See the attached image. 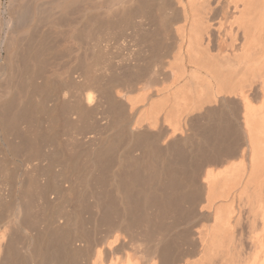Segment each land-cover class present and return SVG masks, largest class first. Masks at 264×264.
<instances>
[{"label":"rangeland","instance_id":"obj_1","mask_svg":"<svg viewBox=\"0 0 264 264\" xmlns=\"http://www.w3.org/2000/svg\"><path fill=\"white\" fill-rule=\"evenodd\" d=\"M12 1L15 2L16 0H12ZM12 1L11 0H0V20L7 17V10L10 11L11 8L16 7L15 4H17V3H13ZM129 1L128 0H124V1L122 0V3H120V4H122L121 6L115 5L116 7L114 6V7H112L113 9L110 10L108 0H99V2H98V0H94V2H92V5H94V7L96 6V8H94L92 6L94 9L92 10L93 12L91 11L92 15L90 13V17H89L87 22L85 21L86 19L85 20L83 19V21H82V19H79L80 16L78 17V15H76L79 19L78 21H80L79 22L80 25L78 24V26H77L79 33L75 30L76 31V34L74 33L76 35V36L74 35L75 40H72L71 37L69 38L71 43L68 42L69 40H66L67 36L68 35L70 36L68 29H66L68 27L64 28V31L66 29L67 31H65V32L67 34L69 33L68 35L67 34L65 35L63 33L64 31H62L63 27H57L56 26L54 28H56V30H58V31H53L55 29L51 28L50 29L51 33H48L49 32V30H48L47 34L44 33L43 35H40V36L37 35L38 37L36 36V38H37V40L39 39L38 42L36 41V38L34 37L35 40L34 39L31 40L30 43L28 44V46L25 47L26 51H28L26 53V51L24 50L25 53L27 54V57H28V58H26L27 60L24 59V62L25 61L28 62V63L25 62V66H24V69L26 68L25 71L27 70L26 72H29L28 75H31L32 71L34 72V74L36 73L39 76H42V73H43V76L44 75L48 76L49 81H51L50 84L52 83L51 86L49 87V90L47 89L48 91H46V93L43 94V98H44L43 104H45V105H43V106H45L43 108L44 109V117L40 116L39 117L40 119L38 120V125H39L38 131L40 129L39 133H40V138H41L40 139V146L41 147H39V151L37 153L35 152L36 154L33 153L34 149L30 147V144L28 145L27 141L25 144H27L26 147L27 146H29V147H27V148L21 147V148H24L25 152L24 151L22 152L23 149H21V148L18 150L17 146H16V148L11 146V145H13V142L16 143L18 141V140H15V139H17L16 138L17 136L16 137L14 136L15 130L13 129V128H15L17 130L18 127L12 126V129H11V125L9 126L8 123L2 121L3 120L2 116H1L2 112H1V108H0V119H1L0 120V188H1L0 198L2 197V199L0 200V227H1L0 232L8 230V231H12L14 233V231L15 232L17 231L16 227L14 225H12L6 219V216H3V215H6V213H7L6 209L10 205H13V202L14 203L17 202L16 197L19 194L17 192V190L23 189L22 191H25V192L20 193L22 195L19 194L22 199L24 196L23 194L26 193V196H28L26 191H29L28 194L32 198H30L29 196H28L29 198L25 197L26 200L24 199V203H26L28 205L30 212L32 210L30 216L34 215V217H32V216H31L32 218L28 217V218H30V219L27 218L28 220L34 219L36 217L35 214L38 213V214H36L37 218L39 216L38 219L41 220V219H44V217H45V220L47 222L46 226L49 228H52L54 225H57V223H58V224L62 225V227L64 225L63 229L65 228V230H66V228H67V230H68V232L66 230L67 234L70 231L72 232V234L73 233L77 234L79 232V230H81L80 228L84 229V234L82 233L83 231L82 232L80 231V233H78V236L76 237L75 241H74V239L73 240L67 239L68 235L66 234V232L64 230H62L63 234L61 236L62 239H61L60 243L62 245L64 244V246L62 247L63 249L61 248V244L59 243L60 239L59 240L57 239L58 244H60L59 247H60V249H62L61 252L57 251L53 247L49 248V250H50L49 253L51 255H52V253H53V255L55 254V256L59 255V257L58 256H56V257H57L58 262H60V264L61 263L67 264L68 262H69L68 264H72V262H73V264H89V263H91L94 259L93 255H94L95 250H97L101 246L105 245L104 242H108L107 240H112V239L114 240V237L116 235H118V237L120 236L119 239H123L124 242L122 241V243L119 244V242L121 241L120 240V241L112 244L113 250L111 251L112 255L110 253V258H113L112 259L113 261L116 259L115 262L122 263V262H124L125 258L129 257V256L126 257V255H130L129 258H131V259L133 258V260L134 259H140L142 256L146 257L147 252H146V255H144V253L146 251L144 249H147L151 245L150 244L152 242L151 237L153 236L152 239L154 240L157 233H159L158 229H162V230L164 229L167 232L166 233L163 230V232H165V234L163 233L164 236L167 235V237L165 236V238L167 239V240L165 239L166 245L163 247H165L167 250L164 248V249H162V252L166 250V254L168 255L166 257L169 259L171 258V260L173 259L172 263H170V264H180L185 259H192L193 260V259L197 258L199 254H198V249L196 250V246L198 244H195L196 240H194V239H196V236L194 235V230L197 229L198 227H202V226L208 227L213 223V221L211 218L209 219L208 217H203L201 219H194V214L197 213V211H198L197 208L200 207L201 203L202 204L205 203L203 201L204 200V197H203L204 193L199 188H196V187H198L197 184H195L191 181V179L189 177L190 172H189V170H186L187 162L194 160L192 163L196 164L198 161L197 159L202 158L201 154L205 155V157L203 156L205 159L207 158V156H210L209 157V159H210L211 153L213 152V150L216 152L218 150V152L220 154L221 153H228L229 151L233 152L234 154H232V157L228 160V162H232V161L234 162L235 161V162H243L244 164H246V162H247L248 149H247L245 141L242 137L243 134L241 133V128L239 127V123L241 121L240 117L242 114V110H241V107L236 105L237 99H235L233 101L232 100L233 97L232 98L229 97L227 92H226V96H228L227 99L228 98L229 99L227 100L226 105L224 107H222L220 109V111H216L218 113V115L221 116V118H220L221 119V126H216L213 122L208 123V122H205V120H201V119H200L201 120L200 121L198 118H195L192 121L194 123V124L192 123V128L193 129L195 128L194 130H196L197 132L199 131L198 134H200V131H201V135H199V136H202L204 139V143H202V145L199 146V148H202L199 150V152L197 151L198 150L197 140H196V138H194L193 142H192L193 153L192 152L189 153V151L187 153V149L185 151V149L183 148L184 149L183 153L181 152L182 155H180V156L177 155V157H179V159L175 157L176 154H174L175 151H173V150L171 151L172 153H170V155H171V157L174 156V158L168 159L170 156H168V158H166L167 156L165 157V153L162 150L165 149L164 148L165 144L168 143V139L170 138L169 136H170V131H171V124H170V121H168V120L167 121L164 120V122L159 120L156 123V126L155 125L146 126L148 123L146 124L147 121H144V123H142V125L144 124L145 127L143 126L144 128L141 129L142 131L140 132V135L135 138V141L133 142V146H131L132 142H130L131 144L128 143L130 140H129V137H127L128 135L125 136V134L126 133L128 134V132L126 130H124V127H122L123 121H125V120L127 121V120L131 119L134 122L136 117H138L141 114V112L143 113V110L144 111L147 110V108L149 107V104H151V102L153 104L157 103L158 101L164 102L165 98L167 99L165 101V104L168 102L167 104L170 106H168L167 108L170 109L171 100H169V98H167L166 96L171 97L172 93H174L180 86L189 83L187 72L190 71L191 69H193V65L192 64L190 65V63H187V59H186L185 60L186 62H183L182 65L185 64L184 70H186L187 72H185L184 74L180 73V71H179L180 64L177 62V59L179 56V54H177L179 51H177V50L180 46V37H181L180 34H182L181 32L184 31V29H183L184 25L187 23L189 18H191L190 17L191 10H190L189 6H188V9L190 11L187 9L188 3L186 5V0H182L180 3L177 2L179 0H129ZM96 3L97 4L102 3V5L104 7V8H102L103 10H101L100 8L97 9V6L99 4L96 5ZM138 3H140V4L138 5ZM181 4L184 5L183 8H186L185 9L186 13L184 12L186 14V17H185V14L183 13V10L181 9L182 8ZM80 6H82V5H80ZM80 6H79V8H80ZM232 7H233V4L231 3V0H207V3L205 1L204 6H202L200 8V10H202L199 12L201 14L200 17L203 16L202 19L204 18L202 21L210 22L208 24H210V27H211L210 32H212L211 33V35H212L211 40H212L213 44L210 43V45H212V46H210L209 52L211 53V56L213 55L212 60H214V61L217 57H219L218 60H220V62H221L222 58L220 59V57L223 56L224 53H227L229 51V58H232V56H233V59L236 62H239V60H238V59H240L239 55L243 52L242 46H243V41H244V36H243L244 34H242V32H243L242 30L237 31V26L235 23H233L234 18L237 16L238 11L233 10ZM109 10H110V12H109ZM204 10H206V11H204ZM123 12H124V14H123ZM204 12L206 13L207 17H206ZM129 13H131V14H129ZM118 16L120 18H118ZM55 18H56V20L55 19H53V20H55L56 23H58L59 21L57 22V20H59L58 19L59 17L55 16ZM84 21H85V24H84ZM81 22H82V24H81ZM56 23H54V24H56ZM60 28L62 30H60ZM181 29L183 31H181ZM231 29L235 30V32L237 31V34H236L237 41L235 42V46L233 48L234 50L228 49V51H227L226 45H228V42H229L227 32ZM59 30H60V33H59ZM81 31H83V33ZM217 33L219 34V36ZM45 34L46 35L50 34V36H45L46 37L45 38L44 37ZM64 36H66V39L63 38ZM39 37L40 38L42 37L43 39L41 38V41H40ZM261 39H262L261 40L262 43H264V34L261 36ZM34 41H36V43ZM77 41H78V43H77ZM214 43H215V45H214ZM32 44H33V46H32ZM76 45H77V47H76ZM220 45H221V48H220L221 51L219 50ZM36 47H37V49H36ZM211 47L213 48L212 50H211ZM260 47L261 46H259V48L258 47H254V48L256 50L257 49L261 50ZM27 48H28V50H27ZM29 48H30V51H29ZM222 48H224V49L222 50ZM31 49H32V51H31ZM225 49H226V52H224ZM259 50L257 52H260ZM33 51H35L36 53ZM252 51H254V50L252 49ZM221 52H222V54H221ZM29 53H30V55H29ZM55 53H56V55H55ZM215 55H218V56L215 57ZM30 56H31V58H29ZM214 57H215V59H214ZM236 57H239V58L237 59ZM28 59H29V61H28ZM223 59L225 60L226 57L223 56ZM223 59H222V62L224 61ZM33 66L38 68V69H36V72H35V70H33V69H35V68H33ZM48 66H49V69H47ZM241 66L244 67V64H243V62L241 63V59H240V67ZM85 67L87 69L86 71H85ZM240 67H238L237 70L239 72H241L240 76H243V77H240L239 72H238V74H237L239 76V78L237 76L238 81L234 82V80H237L236 78L234 80L230 79L233 81V83H236L235 84L236 86H237V84H238V86L244 85V82L246 85V83H247L246 81H248V83H249V80H250V82L254 81L252 84L253 87L255 85H258L261 82V75H262L263 71L261 74L259 73L257 75V71L255 70L256 75L253 78L250 76L253 75L254 71L251 72L247 68H246L247 70L245 68L243 70ZM24 69L22 68V70H24ZM263 70H264V67H263ZM25 71H22V72L24 73ZM52 71L55 73H53ZM26 72L24 73L25 75H23L22 78L23 79L26 78L25 80H28L27 78H29L30 76L28 77ZM51 72L53 75L51 74ZM248 72H251L252 74L251 73L247 74ZM38 73H40V74H38ZM52 77H53V79H52ZM68 77L71 79H69ZM247 77L248 78L250 77V78L247 79ZM36 78H38V77H36ZM241 78L242 79L244 78L245 81H242ZM135 79L137 81H135ZM25 80L20 82V85H21V86H19L20 90L22 89L23 86H25V84H26ZM72 80H73V82H72ZM131 81L132 82L134 81L133 82L134 84ZM228 81H229V78H228ZM228 81L225 82L226 83L225 86L228 85L227 83L231 82V81L230 82H228ZM238 82H241L242 84H240ZM71 83L72 84L74 83V84L71 86ZM88 83H91V84L96 83V86L101 85L100 86V88L102 87L101 94L102 95L104 94L102 97V101L105 102V104L103 103V107L101 106V108L99 107V109H98V107H96L97 105L95 102L88 104V107H87V104L84 102L86 104V106L83 103V104H81L82 108L85 106L87 108L84 107L83 109H86V110L88 109L91 111H88V110L86 111V110L82 109L86 114L83 113V111H82V114H81L82 118L81 117L78 118V117H76L75 114L71 115V108L69 107V104L71 105V103L68 100H70V99L73 100L74 95H77V94L79 95V93L81 92L82 89L83 90L81 93H83V94L85 92H87L88 90H92L91 87H90L91 88L90 89L85 85ZM233 83H232V85H234ZM22 84H23V86H22ZM192 84L194 85L195 81ZM193 85H192V87H193ZM247 85H246V88L248 87ZM196 86L197 85H195L193 90L196 89ZM70 87H72V88H70ZM85 87H87V88H85ZM19 88H17L16 91L19 92L20 91ZM124 89H126V90L124 91ZM23 90H24V87H23L22 91ZM114 90L118 91V92H122V91L126 92L128 90L127 94L129 96L138 97V98H139V95H140V97H142L143 95L144 96L147 95L146 97H149V102H148L149 104H147L146 101H144L142 103L140 102V103H137L134 106V108L130 109L129 107H126V106L122 107L121 106L122 104L117 103V105L119 107L120 106L122 107V108L121 107L117 108L116 104L109 103V100H111L110 98H111V95L113 94ZM22 91H20V93ZM62 91H64V92H62ZM75 92L77 94H75ZM16 93H15L14 100L17 102V100H18L17 98L20 96L19 95L20 93L19 94L18 93L16 94ZM83 94H80V95H83ZM230 95H232V94H230ZM108 97H110V98H108ZM254 98L252 100L253 103L255 105L260 104V101L262 99V94L261 95L258 94L257 97L255 99ZM14 100L12 101V103L14 102ZM32 100L34 101V99H32ZM92 100L96 101L94 99H92ZM233 102H235V103H233ZM13 105H15V104H13ZM139 105H140V112H139V109L137 108V106H139ZM114 107H116V110H115L116 112L120 110V112H119V114L121 113L120 116L124 115V116H121L122 118L119 116L118 112H117V114H118V116H117L116 112L113 111ZM93 108L94 109L97 108V110H93ZM127 108H128V110H127ZM136 108H137V111H136ZM111 109H112V111H111ZM122 109L124 110V112H121ZM169 109H167V110H169ZM50 112L51 113L56 112L55 117H54L53 113H52L53 117H50L49 116ZM90 112H92L93 114H91ZM109 112L110 113L112 112V113L109 114ZM114 112H115V114H114L115 116L113 115ZM127 114H129V115H127ZM109 115H112V116H109ZM218 115L215 114V117L219 118ZM68 119H69V121H68ZM72 120H74L73 121L74 124L72 123ZM115 120L117 123L115 122ZM160 121H161V123H160ZM165 121H166V123H165ZM208 124H210V125H208ZM115 125H116V128H115ZM117 125H119V127H117ZM117 128H119V129H117ZM207 128H209V129H207ZM49 129H51V131H49ZM238 129H240V132ZM12 130H14V131H12ZM79 130L81 131V134H78V132H80ZM123 131H125L124 132L125 134L122 133ZM12 132H14V133L12 134ZM45 133H47V134H45ZM48 133H49V135H48ZM43 134L45 135V137ZM49 136H50V138H49ZM14 137H15V139H14ZM136 141H137V143H136ZM139 142H140V145H139ZM127 143L130 144V146ZM11 147H13V149ZM92 148L93 149L95 148V151H96L95 153H97V154H93L94 153L93 151L91 154L90 151L92 150ZM26 149H28L29 151L31 149H33L31 151L35 155H29V153L31 151L29 152ZM112 149H113V151H112ZM98 151H100V152H98ZM102 152H105V154H107L109 156L106 158L107 161L105 162V165H104V167L106 168V172L108 171L107 173L112 174L113 173L112 171H114V172L118 171V168H117L118 165H116L119 161L118 155L124 160V164L127 163L129 166L133 167V169L131 167L129 169V171L127 172L129 179L127 178L126 180H124V189H125L124 195L126 194L125 199H126V201H128V204H129L130 210H131L129 212L130 217H129V222H128V226L130 225L129 231H128V229L125 230V229L117 226L121 222V221L120 222L118 221V220H121V217L119 218V216L121 214L118 213V212H120V210H119L118 206L116 205L117 202L115 201L116 198H115V195L113 194L114 192H113L112 187H110V189H109V193L111 195V196H109V204H107V207L105 208V214L104 215L107 214L105 216L106 218L104 216L99 217L98 219L100 222L97 220V223L98 222L99 223H98V225H96V228H94V226H93V224H94L93 218H94V216H96V209H95V207H93V205H91V204H93L92 198H90V196H83V197L78 196V192H79V195H81L80 194L82 192L81 190L84 188L85 181H86L87 176L89 174L87 172L90 170L89 168L91 167L90 162H89V157L91 156L90 157V159H91V158H93V155H95V158H96L97 156L103 155L104 153H102ZM201 152H203V153H201ZM25 153H26V155H24ZM89 154H91V155H89ZM197 156H199L201 158H199V157L197 158ZM227 157L229 158L230 155L226 156L225 158H227ZM32 158L33 159L35 158L34 159L35 162L33 161ZM165 160H169V161H165ZM182 160H183V162H182ZM168 163H170V164H168ZM35 164H36V166H34L35 167L34 168L33 165H35ZM127 164H125V165H127ZM87 165L89 166L88 168H86ZM181 165H182V168H180ZM129 166H128V168H129ZM218 166H219V168L221 167V165H218ZM63 168L68 169L70 171V173L67 174V178H63V177L59 176V172ZM162 169H163V171H162ZM131 170L134 172H132ZM34 172H35L36 176L34 175ZM159 174H162V175L158 176ZM185 174L186 175L188 174V176H186ZM2 175H4L5 177L4 176L2 177ZM155 175H156V177H155ZM6 176H8V177H6ZM31 176H32V179H31ZM85 176H86V179H85ZM96 176H97V174H96ZM110 176L111 175L109 174L108 178L105 179L104 186H106V187L110 186V184H109L110 183V179H109ZM151 176L154 178H152ZM6 178L9 180L7 181ZM24 178H26V179H24ZM27 180H29V182H27ZM37 180L40 183L37 184V182H38ZM125 181L128 183H125ZM142 181L145 183H142ZM146 181L148 184L146 183ZM148 181H151V182H148ZM175 181L177 182V184L175 183ZM19 182L21 183V186L18 185ZM34 182L36 183V186H35ZM158 182L159 183L162 182V184L163 183L164 184L162 185V184H159ZM4 183L7 185L9 183L10 184L8 186H6ZM29 183L31 186H29ZM132 184H134V185H132ZM142 184H144V185H142ZM146 184H147V186H146ZM71 185L75 188L74 189L75 193L68 191V189H70L72 187ZM169 185H170V187H169ZM28 186L31 187V189L28 188ZM136 186H137V188H136ZM34 187H35V190H34ZM36 189L38 190V192ZM66 189L68 192L65 191ZM79 189H80V191H79ZM157 189H158V192H157ZM45 190H46V192H45ZM96 191H98V189ZM110 191L112 192V194ZM141 192H143V193L141 194ZM201 192L203 193V195ZM70 193H72V194H70ZM41 194L44 195V198H47V199H45L47 201H45L44 206H42L43 208L39 207L40 206L39 201H38L39 199H37ZM161 194H162V196L165 195V197H163L165 200L164 199L162 200ZM200 194H201V196H200ZM45 195H47V197ZM176 195H178V196H176ZM153 196H155V198ZM168 197H170V198L167 201ZM17 198H19V196ZM27 198L30 200L33 199V201L31 202L32 204H30V201L27 200ZM129 198H130V201H129ZM143 198L145 201L142 200ZM159 198H161V199L158 200ZM77 199H79L81 201H79ZM151 199H153L154 201L153 200L151 201ZM173 199H175V203H174ZM176 199H178V203H177ZM182 199H184V200H182ZM136 200H138V201H136ZM27 201H29V202L27 203ZM243 201H244V199H242L240 201L237 200L236 204H234V205L240 204L239 206L244 211L243 216H245V214H247V211L249 209V205L246 204L245 201L244 202ZM141 202L144 205L141 206L140 205ZM152 202H153V204H152ZM154 202H155V204H154ZM162 202H164V203H162ZM147 203H149V204L151 203L152 205L151 204L150 205L152 207L149 206V204H147ZM167 203H169V204H167ZM173 203H174V206L176 209L172 208V207H174ZM36 204H37V206H36ZM132 204H133V206H132ZM175 204H177V205H175ZM7 205H9V206H7ZM31 205H33L34 208ZM166 205H168V206H166ZM169 206H171V208ZM193 206H195V207H193ZM110 207H111V209H110ZM165 207L169 208V209H166ZM41 209H43L42 212L45 213L46 216H44V214H42ZM158 210H159V212H158ZM166 210H168V212ZM38 211H40V212H38ZM113 211H114V213H113ZM194 211H196V212H194ZM33 212L34 213L36 212V213L34 214ZM142 212H144V214ZM174 212H175V214H174ZM163 213H164V215H163ZM40 215L41 216L43 215V216L40 217ZM141 216H143V217H141ZM162 216H165L167 218L165 219V217H162ZM4 218H5V220H2ZM49 218H50V220H49ZM113 218H114V220H113ZM38 219L37 220L35 219V222H37ZM109 219L112 221H110ZM28 220H26V222ZM105 220H107L106 221L107 224H106ZM28 222H29V224L32 223L30 221H28ZM65 222L69 223V224L66 225ZM144 222L146 224H144ZM158 222L159 223L162 222V223L158 224ZM27 223H26V226H28V228H29L27 231L28 232L32 231L31 233L33 234L34 230L38 226V223H36L37 226L35 225L34 222H33V224H30L31 226H34V230H32L33 228L29 227V225ZM150 223L152 225H150ZM65 225H66V227H65ZM144 225H146V227ZM165 225H167L168 227ZM7 226H9L10 228ZM12 227H13V229H12ZM77 227L79 228V230ZM141 227H143L145 232H144V230L140 231V229H142ZM151 227H153V229ZM165 227H167V228L165 229ZM108 228L110 230H108ZM156 228H158V229H156ZM167 229H169V230L167 231ZM244 229L245 230L247 229L245 227V225H244ZM36 230H38V229H36ZM132 230H133V232H132ZM156 230H157V232H156ZM27 231L25 232L26 235H28ZM149 231H150V233H149ZM75 232H77V233H75ZM143 232L145 233L144 236L141 235V234H143ZM146 232L148 233V235L146 234ZM160 232H161V230H160ZM31 233H29V235ZM81 233H82V236L80 235ZM138 233L140 234L141 237L139 236ZM85 234H86V236H85ZM149 234H151V235H149ZM152 234H154L155 236ZM15 235H16V233H15ZM18 236H22V235L17 234L15 236V240L18 238ZM104 236H106V237H104ZM145 236H148V237H145ZM80 237H83V238H80ZM149 237H150V239H149ZM140 238L142 239V241L140 240ZM17 240H19L21 242L22 239L19 237ZM42 241H44V239H42ZM57 241L55 243L56 246H57ZM17 242L18 241H15L16 247L14 246V244H12V246H14V247L11 248V251H13L15 253L14 257H13V255H14L13 252L11 253V255L13 254L12 257L14 259L10 258L11 255L9 253L10 256L8 255V257L10 259L7 257L6 260H8V261L11 260V261L9 263L7 261L4 264H6V263L7 264H20V263L23 264L24 263L23 258L20 257V256H22V254H21L22 253V249H21L22 244L17 243ZM40 242H41V240H40ZM73 242H74V244H73ZM146 243L147 244L149 243L148 247H147ZM196 243H198V242L196 241ZM68 246H69V248H71V250L67 249ZM52 249H53V252H51ZM87 249H89V250H87ZM67 250L70 252H68ZM11 251H9V252H11ZM71 251L73 254L71 253ZM63 252H66L64 256L62 255ZM74 253H77L79 256H77L75 254L76 258H74L75 257ZM164 253L165 252H163V254ZM71 255L72 256L74 255V257H72ZM172 256H175V257L172 258ZM26 261L28 264H31V262L29 260H26ZM26 261H25V264H27ZM64 262H67V263H64ZM139 262H140V260H139ZM45 263L51 264V260H48ZM37 264H40V263L37 262ZM52 264H53V262H52ZM54 264H57V262Z\"/></svg>","mask_w":264,"mask_h":264},{"label":"bare ground","instance_id":"obj_2","mask_svg":"<svg viewBox=\"0 0 264 264\" xmlns=\"http://www.w3.org/2000/svg\"><path fill=\"white\" fill-rule=\"evenodd\" d=\"M108 1H109L108 3L110 6L109 7L110 10H112L113 9L112 7H114L115 5L116 6L122 5V4H120V3H122V0H108ZM181 1L182 0H179L177 2L180 3ZM205 1L207 3V0H186V5L188 3L187 9L189 6V8L191 10V13H190L191 18H189V20L187 21V23L185 25L183 24L184 25V28H183L184 31L181 29V31H183V32H181L182 34H180L181 35L180 46H179V48L177 47L178 48L177 51H179L177 53V54H179L177 62L180 64V68H179L180 73L184 74L185 72H187L186 70H184L185 64L182 65L183 62H186L185 61L186 59H187V63H190V65L191 64L193 65V69H191L190 71L187 72L189 83L180 86L174 93H172L171 97L166 96L167 98H169V100H171L170 109L167 108L168 106H170L167 104L168 102L166 103L167 105L165 104V101L167 100L166 98H165L164 102L158 101L157 103L153 104L151 102V104H149L148 103L149 97H146L147 95L146 96L143 95L142 97H140V95H139V98L138 97H132V96H129L127 94L128 90L126 92H123V91L118 92V91L114 90L113 94L112 95L110 94L111 98L108 97L111 99V100H109V103L116 104V105H117V103L122 104L121 105L122 107L126 106V107H129L131 109V108H134V106L137 103H140V102L142 103V102L146 101V103L149 104V107L147 108L146 111L143 110V113L142 112H141V114L139 113L140 115L138 117H136L134 122L131 119H129L127 121L126 120L123 121L122 127H124V130H126L128 132V134L127 133L125 134L124 133L125 131H123L122 133L125 134V136L128 135L127 137H129V140H130L128 143L132 142L131 146H133V142L135 141V138L140 135V132L142 131L141 129L145 127L144 124L142 125V123H144V121H147L146 124L148 123L146 126H150V125L156 126V123L159 120H161L162 122H164V120H166V121L168 120V121H170V124H171V131H170V136H169L170 138L168 139V143L165 144V147H164L165 149L162 151L165 153V157L167 156L166 158H168V156H170L168 158V159H170V158H174V156L171 157V155H170V153H172L171 151L173 150V151H175L174 154H176L175 157L179 159V157H177V155L178 156L182 155L184 149H185V151L187 149V153H188V151H189V153L190 152L193 153L192 142H193L194 138H196L197 143H198V146H197L198 150L197 151L199 152V150L202 149V148H199V146H201L202 143H204V139L202 136H199V135H201V131H200V134H198L199 131L197 132L196 130H194L195 128L194 129L192 128L193 119L198 118L199 120L200 119L205 120V122H208V123L213 122L216 126H221V119H220L221 116H219L216 111H220V109L226 105V102L229 99V98L227 99L228 96H226V92L229 95V97L234 98V99L232 98L233 101L235 99H237L236 100L237 102L235 101L237 103L236 105L241 107V110H242V114L240 117L241 121L239 123V127L241 128V133L243 134L242 137H243L245 144L247 146V149H248L247 162H246V164H244L243 162H235V161L234 162L233 161L228 162V160L232 157V154H234V153L229 151L228 153H221L220 154L217 149H216L217 152L214 150H213V152L211 151L212 153H211L210 159H209L210 156H207V158L205 159L204 158L205 155L201 154L202 158L197 156V158L199 157L201 159H197L195 157L198 160V161L196 160L197 161L196 164L192 163L194 160L187 162L186 170H189V172H190L189 177H190L191 181L193 183L197 184L198 187H196V188H199L204 193V195H203V193L201 192L203 197H204L203 201L205 203L204 204L201 203L200 207H198L199 209L197 208L198 211H197V213L194 214V219H201L203 217H208L209 219L210 218L212 219L213 223L208 227L202 226V227H198L197 229L194 230V235L196 236V239H194V240H196L198 242V243H196V241H195V244H198L196 246V250L198 249L199 255L197 258H195L193 260L192 259H185L180 264H264V70H263V67H264V43H262V41H261L262 40L261 36L264 34V0H231V3L233 4V7H232L233 10L238 11L237 16L234 18L233 23L236 24L237 31L242 30L243 31L242 34H244L243 35L244 41H243V46H242L243 52L241 53L242 55L240 54L241 56L239 55V57L241 59V63L243 62L244 67L243 66L240 67V59H238L239 57H236L239 60V62H236L233 59L232 55H231L232 58H229L228 49L234 50L233 48L235 46V42L237 41V37H236L237 31L235 32V30H233V29H231L227 32L229 42H228V45H226L227 46L226 48H227L228 52L224 53V52H226V49L223 52L224 53L223 56L226 57V59L224 60L223 56L220 55L221 56L220 59L222 58L224 60L222 62V59H221V62H220V60H218L219 57H217L218 55H215V57H217V58L215 59V57H214L215 61L212 60L213 55L211 56V53L209 52L210 46H212V45H210V43H212V40H211V37H212L211 33L212 32H210L211 27H210V24H208L210 22L202 21L204 18L202 19L203 16L200 17L201 14L199 13L200 11H202V10H200V8L202 6H204ZM92 2H94V0H28V1L27 0H16L15 2H13V3H17V4H15L16 7L11 8L10 11L7 10V17L0 20V108H1V112H2L1 113V116L3 119L2 121L8 123L9 126L11 125V129H12V126L18 127L17 130L15 128H13L15 130L14 136L15 137L17 136L16 137L17 139H15V137H14V139L18 140L16 143L13 142V145H11L14 148H16V146H17L18 150H19L21 147H26L27 144H25V143L27 141L28 145L30 144V147L34 149L33 153H35V152L37 153L39 151V147H41L40 146V139L41 138H40V133H39L40 129L38 131V126H39L38 120L40 119L39 118L40 116L44 117V109L43 108L45 106H43V105H45V104H43L44 103L43 102V99H44L43 94L49 90V87L52 84V83L50 84L51 81H49L48 76L44 75L45 76L44 77L43 73H42V76H39L36 73L34 74V72L32 71V74L28 75L29 72H26L27 70L25 71L26 68L24 69V66H25V62H27V61L24 62V59L27 60L26 58H28L27 54H26L28 51H26L25 47L28 46V44L30 43L31 40H33V39L35 40L37 35L40 36V35H43L44 33L47 34L48 30H49L48 33H51L50 29L54 28L56 26L57 27H63V30L60 28V30H62V31H64L65 27H68L66 29H68L70 36L68 35L69 33L67 34L65 32V31H67L65 29V31L63 33L65 35L67 34L69 37L67 36V39H66V36H64L63 38H65L66 40H69V38L71 37L72 40H75L74 35L76 34V31L79 33L77 26H78L80 21H78V20L82 19V21H83V19L84 20L86 19L85 21L87 22L89 17H90L91 11L94 8H96V6L94 7V5H92ZM98 2H99V0H98ZM98 4L96 3V5H98ZM139 4L140 3H138V5ZM80 5H82V6H80ZM181 5H182L181 9L183 10V13H184L186 11L185 10L186 8H183L184 7L183 4H181ZM79 6H80V8H79ZM98 8L103 10L102 8H104V7H103L102 3H100L97 6V9ZM110 10H109V12H110ZM204 11H206V10H204ZM123 14H124V12H123ZM129 14H131V13H129ZM76 15H78V17L80 16L79 19ZM91 15H92V13H91ZM205 15H206V13H205ZM55 16L59 17L58 18L59 20H57V22L59 21L60 23L59 22L56 23ZM185 17H186V14H185ZM206 17H207V15H206ZM118 18H120V17L118 16ZM53 19H55V20H53ZM85 21H84V24H85ZM54 23H56V24H54ZM81 24H82V22H81ZM54 29L55 30H53V31H58V30H56V28H54ZM60 30H59V33H60ZM81 32L83 33V31H81ZM46 34L44 35V37L50 36V34L49 35H46ZM218 36H219V34H218ZM41 38H40V41H41ZM38 40L36 38L37 42H38ZM36 41H34V42L36 43ZM68 42H70V40ZM77 43H78V41H77ZM214 45H215V43H214ZM32 46H33V44H32ZM259 46H261L260 47L261 50H259V49L256 50L254 48V47L259 48ZM76 47H77V45H76ZM220 48H221V45L219 47V50L221 51ZM36 49H37V47H36ZM212 49L213 48L211 47V50ZM223 49L224 48H222V50ZM252 49L254 51H252ZM24 50L26 51V53ZM27 50H28V48H27ZM258 50L260 52H257ZM29 51H30V48H29ZM31 51H32V49H31ZM35 51H33V52H35ZM221 54H222V52H221ZM29 55H30V53H29ZM55 55H56V53H55ZM29 58H31V56ZM28 61H29V59H28ZM34 66H33V68H35V69H33V70H35V72H36V69H38V68H36ZM238 67L242 68L243 70H244V68L245 69L247 68L251 72L254 71L253 75L250 76L253 78L256 75L255 70L257 71V75L259 73L261 74L263 71V73L261 75V82L258 85H255L253 87L252 84L254 81L250 82V80H249V83H248V81H246L247 82L246 85L248 84L247 88H246L245 82H244L245 86L244 85L238 86V84L236 86L235 85L236 83H233L232 80H234L236 78L237 80H234V82L238 81V78L241 74V72H239L237 70ZM22 68L24 70H22ZM47 69H49V66ZM86 70L87 69L85 67V71ZM22 71H25L27 73L28 77L30 76L29 78H27L28 80H25L26 78H24V79L22 78L23 75H25L24 74L25 72L23 73ZM52 72H51V74H52ZM238 72H239V76L237 75ZM251 72H248L247 74H249ZM53 73H55V72H53ZM38 74H40V73H38ZM237 76H238V78H237ZM36 77H38V78H36ZM240 77H243V76H240ZM228 78H229V81H228ZM249 78L247 77V79H249ZM52 79H53V77H52ZM69 79H71V78H69ZM230 79H232V80H230ZM24 80H25L26 84H25V86H23V84H22V86L24 87V90L22 91L23 87L20 90L19 86H21L20 82L24 81ZM135 81H137V80L135 79ZM194 81H195V84L193 85L192 83H194ZM227 81L228 82L231 81V82L227 83L228 85L225 86L226 85L225 82H227ZM242 81H245V79L243 78ZM72 82H73V80H72ZM232 83L235 86L232 85ZM238 83L242 84L241 82H238ZM73 84L71 83V86ZM85 85L88 88L91 87L92 90H88L87 92H85L83 94V93H81L83 89L82 90L80 89L81 92L80 93L78 92L79 95L75 92V94H77V95L73 94L74 95V98L72 97L73 100L72 99L68 100L71 103V105L69 104V107L71 108V115L75 114L76 117H78V118H80V117L82 118L81 114H82L83 110H86V109H83L86 106V104L88 107V104L95 102L97 105V106L96 105L95 106L98 107V109H99V107L101 108V106L103 107V103L105 104V102L102 101V97L104 94L103 95L101 94V92H102V87L100 88L101 85L96 86V83L95 84L88 83ZM192 85H193V87H192ZM195 85H197L196 89L193 90ZM87 87H85V88H87ZM17 88H19V90L22 92L20 93V91L19 92L16 91ZM70 88H72V87H70ZM125 90L126 89H124V91ZM16 92L18 94L20 93L19 94L20 96L17 98L18 99L17 102L14 100ZM62 92H64V91H62ZM80 94H83V95H80ZM230 94H232V95H230ZM258 94L259 95L262 94V99L260 101V104L255 105L252 100L254 97L256 98ZM32 99H34V101ZM92 99H94L96 101H93ZM13 100H14V102L12 103ZM235 102H233V103H235ZM83 103L85 104V106L82 108L81 104H83ZM13 104H15V105H13ZM87 107H85V108H87ZM116 107L120 108L118 105ZM116 107H114L115 109L113 108V111L116 110ZM137 108L139 109V112H140V105L137 106ZM137 108H136V111H137ZM167 109H169V110H167ZM93 110H97V108H95V109L93 108ZM127 110H128V108H127ZM88 111H91V110H88ZM111 111H112V109H111ZM115 112L113 113V115L115 114ZM117 112L119 114L120 110ZM117 112H116V115L118 116ZM121 112H124V110L122 109ZM52 113L50 112V114H49L50 117H53ZM55 113L56 112L53 113L54 117H55ZM83 113H85V112L83 111ZM90 113L93 114L92 112H90ZM111 113L109 112V114H111ZM120 114H119V116H120ZM215 114L218 115L219 118L215 117ZM127 115H129V114H127ZM109 116H112V115H109ZM121 116H124V115H121ZM68 121H69V119H68ZM73 121L74 120H72V123H73ZM161 121H160V123H161ZM166 121H165V123H166ZM115 122H116V120H115ZM208 125H210V124H208ZM117 127H119V125H117ZM115 128H116V125H115ZM117 129H119V128H117ZM207 129H209V128H207ZM14 130H12V131H14ZM238 130L240 132V129H238ZM49 131H51V129H49ZM13 133L14 132H12V134ZM45 134H47V133H45ZM78 134H81V131L78 132ZM48 135H49V133H48ZM44 137H45V135H44ZM49 138H50V136H49ZM136 143H137V141H136ZM130 144H128V145L130 146ZM139 145H140V142H139ZM13 147H11V148L13 149ZM27 147H29V146H27ZM21 149H23L22 152L23 151L25 152L24 148H21ZM33 149H31V150H33ZM26 150L29 151L28 149H26ZM92 151L94 152L93 154H97V153H95L96 152L95 148L94 149L92 148V150L90 151L91 154H92ZM112 151H113V149H112ZM98 152H100V151H98ZM30 153H29V155H35L36 154V153L33 154L32 151ZM102 153H104V154L101 156H97L96 158H95V155H93V158H91V159H90L91 156L89 157V162H90V166H91L89 168L90 172L89 171L87 172L89 174L87 176V179L85 176L86 181L84 180L85 184L83 183L84 184V188H83L84 190L81 188L82 189L81 190L82 192L80 193L81 195H79V192H78V196L79 197L90 196V198H92L93 204H91V205H93V207H95V209H96V216H94V218H93L94 219L93 220V222H94L93 226H94V228H96V225H98V223L100 222L98 218L103 217V216L105 217L107 215V214L104 215L105 214V208L107 207V204H109V196H111L109 193V189H110V187H112L113 192H114L113 194L115 195V198H116L115 201L117 202L116 205L118 206V208L121 212V213L118 212L119 214H121L119 216V218L121 217V220H118V219L117 220L119 222L120 221L121 222L117 226L120 228H123L125 230L128 229V231H129L130 225L128 226V222H129V217H130L129 212L131 210H130V206L128 204V201H126V199H125L126 194L124 195V192H125L124 191L125 190L124 189V180H126L128 178L127 172L129 171V169L132 166H129L127 163H125V164H127V165H125L124 160L118 155L119 159L118 158L117 159L119 161L116 164V165H118L117 166L118 171H116L117 170L116 169L115 170L116 172L112 171L113 172L112 174L107 173L108 171L106 172V168L104 167V165H105V162L107 161L106 158L109 156L107 154H105V152H102ZM201 153H203V152H201ZM91 154H89V155H91ZM24 155H26V153ZM229 155H230L229 158L228 157L225 158L226 156H229ZM34 159H33V161H34ZM165 161H169V160H165ZM182 162H183V160H182ZM168 164H170V163H168ZM218 165H221V167L219 168ZM34 166H36V164L33 165V167ZM128 166H129V168H128ZM88 167L89 166L87 165L86 168H88ZM180 168H182V165L180 166ZM132 169H133V167H132ZM162 171H163V169H162ZM132 172H134V171H132ZM68 173H70V171L68 169L63 168L59 172V176H61L63 178H67ZM96 174H97V176H96ZM109 174L111 175L109 178L110 179V183H109L110 186L107 185L108 187H106V186H104V183H105V179L108 178ZM34 175H35V172H34ZM160 175H162V174H159L158 176H160ZM3 176L4 175H2V177ZM186 176H188V174ZM6 177H8V176H6ZM155 177H156V175H155ZM152 178H154V177H152ZM24 179H26V178H24ZM31 179H32V176H31ZM8 180L9 179H7V181ZM176 181H175V183L177 184ZM27 182H29V180H27ZM148 182H151V181H148ZM38 183H40V182L38 181L37 184ZM125 183H128V182L125 181ZM142 183H145V182L142 181ZM146 183H147V181H146ZM147 184H146V186H147ZM159 184H162V182ZM5 185L8 186L7 184H5ZM18 185L21 186V183L19 182ZM132 185H134V184H132ZM142 185H144V184H142ZM29 186H31L30 183H29ZM29 186H28V188L31 189V187H29ZM35 186H36V183H35ZM169 187H170V185H169ZM136 188H137V186H136ZM74 189L75 188L72 186L70 189H68V191L75 193ZM97 189H98V191H96ZM0 190H1V188H0ZM22 190L19 189V190H17V192L19 194L22 192H25ZM34 190H35V187H34ZM65 191H67V189ZM79 191H80V189H79ZM26 192H27V195L30 197V195L28 194L29 191H26ZM37 192H38V190H37ZM45 192H46V190H45ZM157 192H158V189H157ZM142 193L143 192H141V194ZM19 194H18L19 198H17L18 196L16 197L17 202H15V203L13 202V205L9 204L10 206L7 205L9 207L6 209V212H7L6 215L2 214L3 216H6V219L12 225H14L16 227L18 232L14 231V233H13L12 231H8V230L0 232V264H4L5 262L8 261V260H6V258L8 257L9 253L11 255V253L13 252V251H11V248H13L16 245L15 241H18L17 243L22 244L21 245L22 256H20V257L23 258V260H24V263L22 262L23 264H25L26 260H29L31 262V264H37V262H39L40 264H46L45 262L48 260H51V264H52V262H53V264L56 262H57V264L58 263L60 264V262H58L57 257H56V256L59 257V255L55 256V254L53 255V253L51 255L49 253V251H50L49 248L53 247L57 251L61 252V250L63 249L62 247L64 246V244L62 245L60 243L61 239H62L61 236L63 234L62 230H64L66 232L67 228H66V230H65V228L63 229L64 225L62 227V225H60L58 223H57V225H54L52 228L47 227L46 226L47 222L45 220V217H44V219H41V220L38 219L39 216L37 218L36 214H38V213H36V212H35L36 214L33 212L36 217L32 220H28V219L34 217V215H31L32 217L30 216L32 210L30 212L28 205L26 203H24V199L26 200L25 197H28V196H26V193H24L23 194L24 196L22 199L20 196L22 194H20V195ZM70 194H72V193H70ZM111 194H112V192H111ZM162 194H161V196H162ZM45 196L47 197V195H45ZM155 196H153V197L155 198ZM176 196H178V195H176ZM200 196H201V194H200ZM163 197H165V195L162 196V200L164 199ZM28 198H27V200H29L30 204H32L31 202L33 201V199L30 200ZM30 198H32V197H30ZM169 198L170 197L167 198V201ZM1 199H2V197L0 198V200ZM37 199H39L38 201H39V205H40L39 207L40 208L42 206H44L45 201H47V200H45L47 198H44L43 194H41ZM160 199L161 198H159L158 200H160ZM242 199H244L245 203L249 205V209L247 211V214H245V216H243L244 211L239 206L240 204L234 205V204H236L237 200L240 201ZM77 200H79V199H77ZM142 200H144V198ZM152 200L153 199H151V201ZM173 200L175 203V199H173ZM176 200L178 203V199H176ZM182 200H184V199H182ZM29 201H27V203ZM79 201H81V200H79ZM129 201H130V198H129ZM136 201H138V200H136ZM162 203H164V202H162ZM174 203H173V206H174ZM147 204H149V203H147ZM150 204H149V206H151L153 204V202L151 205ZM154 204H155V202H154ZM167 204H169V203H167ZM33 205H31V206H33ZM140 205L142 206L144 204L141 202ZM175 205H177V204H175ZM36 206H37V204H36ZM132 206H133V204H132ZM166 206H168V205H166ZM171 206H169V207L171 208ZM111 207H110V209H111ZM193 207H195V206H193ZM33 208H34V206H33ZM172 208H175V206ZM166 209H169V208H166ZM42 211H43V209H41V212ZM166 211L168 212V210H166ZM38 212H40V211H38ZM158 212H159V210H158ZM194 212H196V211H194ZM113 213H114V211H113ZM142 213L144 214V212H142ZM42 214H44V216H46L45 213L42 212ZM174 214H175V212H174ZM163 215H164V213H163ZM42 216L40 215V217H42ZM28 217H30V218H28ZM141 217H143V216H141ZM162 217H165V216H162ZM166 218L167 217H165V219ZM35 219L36 220L38 219V221L35 222ZM2 220H5V218ZM26 220L32 222L30 224H33V222H34L36 225V223H38V226L37 225H36L37 227L35 226L36 229H38V230H36V229L34 230V226H31L28 221H27L28 223L26 222ZM49 220H50V218H49ZM97 220L99 221L98 223H97ZM113 220H114V218H113ZM106 221L107 220H105V222ZM110 221H112V220H110ZM159 222H158V224H161L163 221L161 223H159ZM26 223L29 225V227L33 228L32 230H34V233L36 232L35 234L34 233L32 234L31 233L32 231H29V232L27 231L29 228H28V226H26ZM67 224H69V223H66V225ZM106 224H107V222H106ZM144 224H146V223L144 222ZM66 225H65V227H66ZM150 225H152V224L150 223ZM244 225L247 228L246 230L244 229ZM9 226H7V227H9ZM144 226L146 227V225H144ZM165 226H167V225H165ZM13 227H12V229H13ZM143 227H141L142 229H140V231L144 230ZM167 227H165V229ZM109 228H108V230H110ZM151 228L153 229V227H151ZM80 229L81 230H79V228H78L79 232L78 231L77 232L80 233V231L81 232L83 231L82 233L84 234V229L83 228H80ZM156 229H158V228H156ZM160 230H161V232H160ZM163 230L158 229L159 233H157L154 240L152 239L153 236L151 237L152 242L150 243L151 245L149 247H148L149 243L148 244L146 243L147 247H148L147 248L148 250L144 249V250H146L144 255H146V252H147L146 257L142 256L140 259H134L133 260V258L132 259L129 258L130 255H126V257L127 256H129V257L125 258L124 262L121 261L122 263L115 262L116 259L113 261L112 260L113 258H110V253L112 255L111 251L113 250L112 244L121 240L119 242V244H120L123 241V239H119L120 236L118 237V235L115 234L116 236L114 237V240L113 239L107 240L108 242H104L105 245H103L100 248H98L97 250H95L94 255H93L94 259L89 264H170V263H172L173 259L171 260V258L169 259L166 257V256H168L166 254L167 249L163 246L166 245L165 244V242H166L165 236L167 237V235L164 236L166 231L164 230L165 232H163ZM168 230L169 229H167V231ZM26 231L28 232V235L25 234ZM67 232H68V230H67ZM67 232H66V234H67ZM77 232H75V233H77ZM132 232H133V230H132ZM144 232H145V230H144ZM144 232L141 235L144 236V234H145ZM156 232H157V230H156ZM15 233H16V235L17 234L22 235V236H18V238L20 237L22 239L21 242L19 240H17L18 239L17 237H16L17 239L15 240V236H16ZM29 233H31V234L29 235ZM78 233L72 234V232L70 231L67 234L68 235L67 239H72V240L74 239V241H75L76 237L78 236ZM82 233L80 234L81 236H82ZM149 233H150V231H149ZM146 234L148 235L147 232H146ZM149 235H151V234H149ZM152 235H154V234H152ZM85 236H86V234H85ZM139 236H140V234H139ZM104 237H106V236H104ZM145 237H148V236H145ZM80 238H83V237H80ZM42 239H44V241H42ZM57 239L58 240L60 239L59 243L61 244L62 249H60V247H59L60 244H58ZM149 239H150V237H149ZM40 240H41V242H40ZM140 240L142 241L141 238H140ZM56 241H57V246L55 245ZM12 244H14V246H12ZM73 244H74V242H73ZM164 248L166 250L163 251V252H165L163 254L162 249H164ZM67 249L71 250V248H69V246ZM87 250H89V249H87ZM9 251H11V252H9ZM51 252H53V249ZM68 252H70V251H68ZM65 253L66 252H63L62 255L64 256ZM71 253H72V251H71ZM77 253H74V255L76 254L77 256H79ZM13 254L12 255L14 257L15 253L13 252ZM12 255L10 258H13ZM74 255L73 256L71 255V256L74 257ZM76 255L74 258H76ZM173 257H175V256H172V258ZM139 260H140V262H139ZM10 261L11 260H9L8 263ZM26 263H27V261H26ZM64 263H67V262H64ZM61 264H63V263H61ZM72 264H73V262H72Z\"/></svg>","mask_w":264,"mask_h":264}]
</instances>
